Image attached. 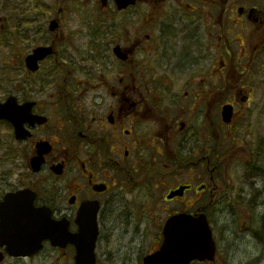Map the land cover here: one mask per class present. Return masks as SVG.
<instances>
[{
  "label": "flooded vegetation",
  "instance_id": "1",
  "mask_svg": "<svg viewBox=\"0 0 264 264\" xmlns=\"http://www.w3.org/2000/svg\"><path fill=\"white\" fill-rule=\"evenodd\" d=\"M127 1L45 0L4 32L3 101L28 118L0 132V206L11 195L6 210L51 213L56 240L97 208V254L139 233L142 263L173 216L210 221L238 206L231 191L264 206V0ZM26 226H2L0 264H76V245Z\"/></svg>",
  "mask_w": 264,
  "mask_h": 264
},
{
  "label": "rangeland",
  "instance_id": "2",
  "mask_svg": "<svg viewBox=\"0 0 264 264\" xmlns=\"http://www.w3.org/2000/svg\"><path fill=\"white\" fill-rule=\"evenodd\" d=\"M4 0H0L3 2ZM1 17L4 14L1 13ZM0 22V35L2 34ZM2 36H0V63L2 61ZM0 65V77H6L2 72L5 69ZM264 97L257 98L261 100ZM257 103V102H256ZM1 132V131H0ZM230 195L229 202L235 200L238 204L235 209L228 212H216L214 217V238L219 249V264H263L264 263V235L259 233L264 229V207L241 203L233 194ZM239 194V192H238ZM257 214V220L251 216ZM134 240V241H133ZM111 246L108 250L105 241H102L98 251L100 264H140V255L145 251L142 249V241L139 233H130L129 236L115 235L111 239ZM142 249V250H141ZM141 250V251H140ZM127 259H129L127 261Z\"/></svg>",
  "mask_w": 264,
  "mask_h": 264
},
{
  "label": "water",
  "instance_id": "3",
  "mask_svg": "<svg viewBox=\"0 0 264 264\" xmlns=\"http://www.w3.org/2000/svg\"><path fill=\"white\" fill-rule=\"evenodd\" d=\"M9 114L0 105V118L9 119ZM48 220L41 217L42 230H46ZM96 225V222L94 223ZM166 241L161 251L153 256L147 257L145 264H190L195 260H213L216 254V245L212 238V230L205 217L194 218L187 215L173 217L165 226ZM97 229L88 232L84 240H76L78 245V264H95L96 262V241Z\"/></svg>",
  "mask_w": 264,
  "mask_h": 264
}]
</instances>
